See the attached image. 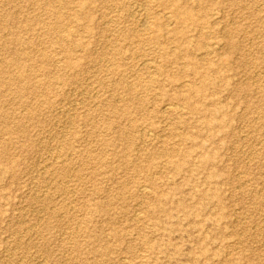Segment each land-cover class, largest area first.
Here are the masks:
<instances>
[{"label": "rangeland", "instance_id": "1", "mask_svg": "<svg viewBox=\"0 0 264 264\" xmlns=\"http://www.w3.org/2000/svg\"><path fill=\"white\" fill-rule=\"evenodd\" d=\"M78 2L0 0V264H264V0H188L208 23L188 31L204 44L193 56L211 49L222 68L208 74L232 85L210 80L220 111L194 117L186 100L173 102L180 114L161 112L179 90L171 78L193 79V57L164 55L180 44L159 32L115 39L143 20L123 8L144 0ZM57 15L79 43L72 60L53 38ZM19 75L62 80L33 92Z\"/></svg>", "mask_w": 264, "mask_h": 264}, {"label": "bare ground", "instance_id": "2", "mask_svg": "<svg viewBox=\"0 0 264 264\" xmlns=\"http://www.w3.org/2000/svg\"><path fill=\"white\" fill-rule=\"evenodd\" d=\"M94 1L95 0H79L78 6L81 8H84V9H88V8L90 9L91 8L90 6ZM144 1L146 2L145 7H141L140 11H137V12L135 11L133 13L130 9H128V7L123 8L122 11L125 13L124 16L130 17L133 22L135 21V18H137L136 14L139 15V18L141 16V18L143 20H142V22H140V24L138 23L137 27L135 26L136 28L135 27H125V29L117 32L115 34V39H120V38L122 39L124 34L127 33L132 38H135L139 43L140 42H146L148 40L151 42H154V41L157 42L158 37H160V36L158 34L154 35V33L159 32L161 34V36L165 35V34L170 35V37L172 39H174V41L176 43L180 44V45L176 46L175 50H172L169 53L164 52L166 59H168L169 61L175 62L178 59H184V58H190V57L194 58L193 60H188L185 63L186 66L191 67V69H192V73H193V79L192 80L184 81L180 77H172L171 78V80H172L170 82L171 85L173 87H175L176 89H179V90H177L173 93L165 94L163 96V101L165 103H163V105H162V110H161L162 114H164V113L165 114L166 113L167 114H180L182 112V108L173 104L174 101H180V100H186L187 101L186 107L188 108V112H189L190 116H193V117L198 116L199 115L198 111H200V109L203 106L206 107V110L209 112V114H213V113L216 114V112L220 111V108L217 107V105H215L216 103H213L212 99L208 98L212 95L206 94V92L208 90V82L210 80H215L219 83V85L222 87V89H225V90H230L232 85L229 83L228 79L224 78L225 76H223L221 73L220 74L218 73L216 75H209L208 74V71L214 70L216 67L214 69H213V67L215 64H217V61L215 63L213 60L211 61L210 58H208V55L210 53H212L211 49L204 51V55L203 54L199 55L200 57H198L196 59L194 57L195 54L200 49L203 48L204 44H202L198 40H193L192 37L189 36L188 31L190 28L191 29L197 28V27L203 28L205 26H208V23L202 21L203 15L201 14L202 15L201 16L199 13L190 12L188 0H182V5L181 4L178 5L176 0H158L160 3L159 6H161L163 8V9H161L160 12H155L154 10L148 8V6L150 5V3L153 0H144ZM165 9H171L172 13L168 14L167 12H165L166 11ZM59 17H60L59 15L56 16L57 20H56V23L54 25V29H55L54 33L55 34L53 35V38H56L58 42L66 45V50L64 51V54L66 55L67 58L71 59V55H73L74 48L77 47L79 45V43L76 40L66 41L64 39V37L62 36V34H60L62 31V28L58 29V27H57V26H59L57 23L60 20ZM84 18H86V17H83L82 19H84ZM171 24H174V25L172 28H169L168 25H171ZM30 30H32V29H30ZM152 32H153V35H150ZM198 34H199V38L200 37L202 38L204 36V33L202 30H200V32H198ZM227 34H228V32H227ZM225 36H226V34H225ZM226 38L228 40V42H226V45L229 46V48H234V43L231 40L229 41L228 35L226 36ZM162 50H165V49H162ZM86 54L87 53H84V51H83L82 56L80 55L81 56L80 59H85L87 56ZM44 57H45V55L42 53L41 58L43 59ZM196 57H197V54H196ZM148 61L149 60H147V59L141 60L137 65L141 66L144 70H148L149 64L151 62V61H149V62ZM105 63L106 62L104 61V65H105ZM131 65H133V64H131ZM74 66H76L75 62L67 61V67H74ZM199 68H203L204 71H199ZM220 68H222V66H218V71L220 70ZM156 70H159V68L158 69L156 68ZM214 71H217V70H214ZM154 76L150 77V79L156 80L154 78ZM196 77H197V80H195ZM18 78H20V82H22V83L24 82V85H26L24 88H26L27 90H32L33 92L38 90V92H42V93H46L45 92L46 88H42V85H49L54 79L62 80L59 75H58V78L55 77V78L50 79V77H48L46 80H44V82H40V83L30 82L29 80H27V77L22 76V75H19ZM7 82L8 81L5 80V84H7ZM64 83L65 82L63 81V84ZM65 84H67V83H65ZM145 86L147 87L148 84H146ZM234 90H235V87H234L233 91ZM126 91L130 93L132 91V88L130 86H127ZM143 101H144L143 99H140V101L138 100L137 104L140 106L143 103ZM166 101H168V102H166ZM94 106H95V104H94ZM55 110H56V108H55ZM58 110H60V109H58ZM174 117H175V115H174ZM0 118L2 120H4L5 118L7 119L6 113H4V112L1 113ZM202 123L204 125L207 124V122H205L204 120ZM203 124H201V125H203ZM146 134H151V132L150 133L146 132ZM125 135H126L125 131H120L119 132V140H123V136H125ZM214 135H216V134H214ZM214 135L210 134L211 137H213ZM180 138L182 140L183 137H180ZM165 144H169V143H165ZM192 151H195V148L189 149V152H192ZM160 152L161 153L164 152L166 154H171V155H177L179 151H177L173 147L170 148V147L164 146L160 150ZM122 156H124V155H122ZM59 170H60V168H59ZM134 170L136 171L138 169L135 167ZM151 177H153V176L151 175ZM147 189L148 188H146L145 185H142V187H140L139 190L142 193H144L145 191H149ZM157 194H159L158 200H161V198H163L162 197L163 192L161 191L160 193H157ZM46 199H47V197H46ZM138 216H140V215H138Z\"/></svg>", "mask_w": 264, "mask_h": 264}]
</instances>
